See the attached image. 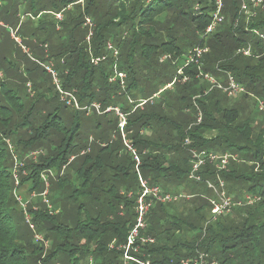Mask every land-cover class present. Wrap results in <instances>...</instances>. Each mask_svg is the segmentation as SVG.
Returning <instances> with one entry per match:
<instances>
[{
	"label": "trees",
	"instance_id": "trees-1",
	"mask_svg": "<svg viewBox=\"0 0 264 264\" xmlns=\"http://www.w3.org/2000/svg\"><path fill=\"white\" fill-rule=\"evenodd\" d=\"M222 2L223 21L207 35L206 30L216 13V0H0V23L3 24L0 28L9 30L10 36L15 34L19 43L11 40L52 83V88L40 85L43 96L28 105L21 104V97L10 89V84L15 82L0 84V264H50L60 252H65L62 248L48 250L43 243L36 242L35 230L30 228L17 197L18 190L27 186L30 196L43 198L46 185L41 175L50 171L54 175L49 178L51 191L54 185L62 187L71 182L70 171L71 177L79 176L84 182L82 190L77 189L76 193H86L87 189L94 195L107 191L113 195L109 202L112 212L107 220L100 214L80 224L86 240L71 246L70 264H92V259L96 263L98 259L101 264H125L124 251L119 247L127 243L136 224L135 196L128 195L138 192L139 182L136 162L125 146L119 127L120 118L115 111L107 112L108 109L118 108L126 116L124 134L141 160L139 168L143 177L168 193H171L167 190L170 184L167 188L161 184L173 178L172 175L180 179V182L174 178L173 181L176 186L187 189L190 198L181 200L192 201L187 211L195 213V217L200 218L204 208L211 216L209 200L214 193L205 181L218 184L219 178L225 181L230 197L241 199L245 192L261 198L257 208L238 207L237 211L253 209L264 213V127L257 132L254 118L255 110L261 112L259 103L264 105V56L260 57L264 42L255 34V31L264 33V8L248 22L247 16L241 13L242 0ZM86 18H91L95 25L90 42L87 41L88 30L83 28ZM109 42L119 52L117 64L106 50ZM249 46L251 56L238 53ZM198 48H207L208 52L188 63ZM103 57L106 59L99 64L92 63V58ZM181 58H184L182 67L170 77V66H176ZM45 64L58 73L61 88L73 95L80 110L61 100ZM10 65L11 70L18 68L16 64ZM142 70H151L154 79L162 78L165 82L158 89L151 86L146 91L140 81L145 76ZM117 72L126 74L123 86ZM29 74L30 71L26 75ZM218 75L226 76L228 81L226 85L218 81L220 86L228 87L232 78L245 92L230 98L206 79V76L216 79ZM177 85L181 88L178 96L164 99L167 103L161 101ZM168 86L171 89L166 88ZM251 94L255 106L249 116L245 115L247 106L243 100ZM232 99L239 102L230 104ZM51 100H57L54 110L40 117L39 123L36 111L44 104H52ZM186 103L188 106L182 109V104ZM94 104L100 106L101 114L91 108ZM70 107L72 114L68 112ZM89 114H94L96 121L85 128L82 122ZM65 115L71 118L69 124L63 119ZM213 132L217 136L208 138ZM9 138L18 150L22 147V153L27 148L40 152V163H32L31 176L22 178L18 186L11 170L13 158L6 143ZM186 139L191 141V147L186 146ZM193 148L237 155L239 162H231L225 171L208 165L201 173L204 182H192L189 180V150ZM119 151L126 153L131 172L124 163L109 158L116 157ZM82 152L85 154L80 155ZM105 153L106 159H103ZM179 155H182L181 165L175 163L176 159L171 160ZM72 156L77 157L69 165ZM255 164L261 168L260 173H255ZM103 168L108 173L116 168L118 174L106 179L94 176ZM202 187L207 191L202 192ZM204 196L209 200L203 199ZM167 206L156 205L147 219L144 235L153 237L156 243L143 245L137 252L131 250L132 256L151 264H181L200 251L219 264L232 261L264 264V219L256 225L252 222L260 217L251 214L253 217L246 218L243 227L232 235L229 232L235 230L227 228L225 216L220 217L205 228L192 226L190 234L177 241L185 220L158 221L159 214L168 216ZM41 207L38 211L29 210L33 223L47 232L60 230L58 227L64 224L54 221L55 226H52L48 222L57 220L55 205L48 200ZM42 237L50 243L47 234ZM112 243L114 248L110 247Z\"/></svg>",
	"mask_w": 264,
	"mask_h": 264
},
{
	"label": "rangeland",
	"instance_id": "rangeland-1",
	"mask_svg": "<svg viewBox=\"0 0 264 264\" xmlns=\"http://www.w3.org/2000/svg\"><path fill=\"white\" fill-rule=\"evenodd\" d=\"M0 26L3 27V24ZM25 28H26V26L24 27L23 31H25ZM15 38L16 37H15L14 33H12V35L10 36L9 30L5 31V30H2L0 28V84L5 83V82H7V83L15 82L16 84H14V83L10 84V89L15 90V93L21 97V99H22L21 104L28 105L30 102H32V103L36 102L37 100L41 99V97L43 96L44 91L40 90V85H42L43 87L47 86L48 88H52V83H51L50 78L47 74L43 73V71L41 69L37 68V66H35L32 62H30L26 59L24 53L11 40V39H13L16 41ZM16 42L19 43V39ZM27 43L28 44L31 43V40H27ZM113 46H114V44H113ZM25 52H27L26 49H25ZM34 56L37 57V59H41V56H39V54H35ZM111 56L115 59L113 54H111ZM262 56H264V52L262 55H260V57H262ZM5 57L8 59H6ZM118 58H119V56L117 57V59ZM183 62H184V58H181L178 61V64L176 66L167 65V66H170V71H171L170 77L171 76L174 77L177 70L180 67H182ZM12 63L16 64L17 65L16 67H18V68H16L15 70H11L10 64H12ZM46 65L47 64H45L44 66H46ZM51 68H52V66H51ZM17 69H19V70L17 71ZM29 71H30V74L26 75L27 72H29ZM142 72H144L143 74H145V76H142L140 81L143 84L142 86H145L144 89H146V91L151 86L158 89L159 87H161L162 82H165L164 79H162V78L154 79V75L152 74L151 70H147V71L142 70ZM144 77H146V79H144ZM215 81H217V82L219 81L218 83H222L225 85L228 82L226 76H224V75H218L216 77ZM180 91H181V88L177 85L172 91H169V93L165 94L161 98V101L166 102L164 99H167V98L175 99L176 96H178ZM251 95L243 100L244 106H247V109H245V115H249V116H250L249 112H251L253 110V107L255 106L254 105L255 104L254 96L253 95L251 96ZM49 96H51V94H49ZM51 99L53 100V98H51ZM9 101L12 102L11 100H9ZM236 102L238 103L239 101H237V99L230 100V104H234ZM55 104H57V100L52 101V104L51 103L50 104H44V107L39 108L38 111H36V113L38 114V118L46 117L49 113H51L54 110ZM260 104H262V103H259V108H260ZM187 106H188L187 103L182 104V109L187 107ZM68 112L70 114H72L73 108L70 107L68 109ZM184 112L193 117L192 114L188 113V110L184 109ZM261 112L263 113L264 111H261ZM261 112H258V110H255V112H254V118L257 119V122H255V124H256L255 130L257 132L259 131V129L264 127V114H262ZM93 115L94 114H89L88 117L87 116L85 117L86 118L85 121L82 122V124L84 125L85 128H90L92 123L94 121H96V117H93ZM167 116L171 117V115H169V113L167 114ZM109 117H111V116H109ZM252 117H253V115H252ZM41 118H40L39 123L41 122ZM63 119H64L66 124L70 123L71 118L69 116L65 115V116H63ZM169 132H170V130H169ZM118 133H119L118 134V136H119L121 133L119 131H118ZM216 136H217V133L213 132L211 135L208 136V138H213ZM113 137H115V134L113 135ZM6 143L9 147V150L11 151L10 154L12 155V158H13V162L11 164V166H12L11 170L13 172L12 174H13V178L15 180L16 186H18L20 184L22 178H26L27 176H31V169L29 167H32L31 166L32 163L38 164V163H40L41 159L39 158L40 157L39 155L31 157L32 154L37 153L36 150H35V152L31 151V150H34L31 148L25 149V152L22 153L23 152V151H21L22 147L18 150L11 138L7 139ZM46 146H48V144H46ZM225 147H227V146H225ZM210 149L213 150L212 147H210ZM229 150L232 151L234 149L229 147ZM215 151L216 150H214L212 152H215ZM114 156H116V157H113V156L110 157L109 156V158H111L115 162L118 160L120 163H124L127 171L131 172L132 166L129 163V161L127 160L125 152L119 151ZM180 157L182 158V155H179V157H172L171 160L174 161L176 159L175 163L178 165H181V164H179L180 163V160H179ZM103 159H106V153L104 154ZM246 165L251 166V165H253V163L252 164L246 163ZM76 167L77 166L74 167V170L76 169ZM254 168H255V173L261 172V168L259 167L258 164H255ZM53 172L56 174L58 173L57 171H53ZM109 172L110 173H108L106 171V169L103 168V169L95 172L94 176L101 175L103 179H106L109 175L118 174L116 168H114V170L110 169ZM68 173H69L68 175H69L71 182L66 184V185H63L62 187L54 185V186H52V191H51V186H50L51 181H50V179L48 180V185L46 186L47 188H46L45 192L42 194L43 198H47L44 200V202H43V198H41L39 196L35 195L36 197H34L33 194H31V196H30V194L26 191L27 186H25L24 188H21V190L19 189L18 193H17V197L19 198V201L22 204V207L24 208V211L26 213V219H27V217H29V220L27 219V222L29 223L30 228H31V226H33L35 233L37 235L46 236V234H47L51 238L50 244L48 246V250H50L52 247L57 248V249L62 248L63 250L65 249V252H60L59 255H57L55 257V259H53L50 262V264H70V259H72V258H71V255L68 254V252H70L72 250L71 246L76 245V244L80 245L83 242L82 239L86 240L83 237L84 235L82 236V234H81L82 229L80 227V224L84 223L88 218H96L100 214H102V218L104 220H107V217H110V214L112 212L111 210H109V202H111V197H113L112 194H108L109 192L107 191L108 193L107 192H101L99 195H97V194L94 195L92 193H88L89 190H87V189L85 190L86 193H76L77 189L82 190L84 182L79 176H72L71 177L70 171ZM131 175L133 176V171H132ZM172 177L175 179L176 182H180V179L175 178L173 175H172ZM173 178H169L170 180H167V182H163V184H161V186L167 188V184H170L168 189H167L171 192L170 194H173L176 196H182L183 195L182 197H186L185 199H187L188 198V195H187L188 193L186 192L187 189L184 188L182 185L180 187L176 186L174 181H173ZM186 182L187 181H185L184 183L186 184ZM187 183H189V182H187ZM45 185H46V183H45ZM189 185H193V184L189 183ZM123 190L124 189H121L120 191H123ZM40 191H42V190H40ZM201 191L206 192L207 188L202 187ZM47 195L49 197H47ZM251 196L252 195L245 194V192H244L243 199L251 197ZM252 197H256V199L258 198V202H256L255 204H253L251 206H246L244 208H248V207L252 208L253 207L255 209V208H257L258 204L261 203V198L258 195L252 196ZM203 199H206L208 201L209 197L204 196ZM243 199L242 198L238 199V197L234 198V200H236V201L243 200ZM48 200H49V202L51 201V203H53L55 205L54 212H56V216H57V220L52 219L51 221H48V222L52 226H55L53 224L54 221H56L58 224L67 225V226H64V225L61 226L60 225L58 228H60L61 231L60 230H51V231L47 232L45 230H41L38 226H36V224L33 223V217L29 213V210L31 208H34V211H38V210L42 209L41 204L42 203H44V204L48 203ZM172 205L173 206L169 205V206L165 207V209H166L165 211L168 214V216H165L164 214H159L158 215V221H164L165 219H167V221H170L172 219H177V220L181 219L180 221H182V219L185 220V223L181 226L182 234L178 236V239H176L177 241H182L183 239H185L186 238L185 236H188L190 234L189 231L192 230V226L196 227L198 229H201V228H205L209 224H212L213 222H215V221H212L211 216L209 215V210L207 208H204V210L202 212V216H200V218L195 217L196 216L195 213L187 211L190 208V206L192 205V201H190V200L185 201V202H182V200H181L177 204H172ZM235 209L232 211V213L230 215L225 216V218H224L225 223L227 225V228L232 227V229L235 230V231L229 232L232 235H235L236 232L239 231L237 229H241L243 227L242 222L246 218L253 217L251 214L255 215L256 217H260V219H257L255 222H252L256 225H259L261 223V221L264 219V213L259 214L256 211H253V209L251 211H247V209L244 210L243 208H241V210H244V211H237V209L236 210ZM209 219H210L211 223L209 222ZM69 229H72V232L69 233V231H68ZM58 231H60V233H58ZM33 235H34V232H33ZM96 260L98 263H96V261H94V259H92V264H101V262L98 259H96ZM81 264H82V262H81ZM86 264H88V263H86ZM231 264H246V263L245 262H239L238 263L237 261H232Z\"/></svg>",
	"mask_w": 264,
	"mask_h": 264
},
{
	"label": "built area",
	"instance_id": "built-area-1",
	"mask_svg": "<svg viewBox=\"0 0 264 264\" xmlns=\"http://www.w3.org/2000/svg\"><path fill=\"white\" fill-rule=\"evenodd\" d=\"M216 13L214 14L213 22L206 30V34H211L214 29L220 25L223 21L221 12L223 9V2L222 0H216ZM264 8V0H242V6H241V13L245 14L247 16V21L249 22L251 19L255 18L258 15V11L260 9ZM58 19H61V16H58ZM2 25V23H0ZM94 23L91 18H86L83 28L88 30V37L87 41L90 42L91 38L93 37V30H94ZM255 34L264 42V33L256 32ZM16 41H18L17 38H15ZM106 50L113 54L115 57V64L118 63L117 57L119 56L118 50L113 46L112 43H108L106 46ZM208 52V49H196L195 52L189 57L188 63H193L195 58H201L203 54H206ZM238 53L243 54L244 56H251V47L249 46L247 49H241L238 51ZM106 57L97 59L92 58V63L97 65L100 61L105 60ZM47 71L52 74L54 79V84L56 85L59 94L61 95V100L64 102L72 103L73 106H75L78 110H80V107L76 101V99L73 97V95L66 93L61 88V82L58 73L52 70L50 66H45ZM115 69H117V66H115ZM180 74H182V71H180ZM117 77L121 80V85H124V81L126 79V74L122 72H117ZM206 79L210 81V83L218 87L219 89H222L225 93L228 94L230 98H234L239 96L240 94L244 93L245 90L241 88L232 78H230L229 86L228 87H222L220 86L215 79H213L210 76H206ZM115 79H112L111 81H114ZM91 108L96 109L97 112L100 113V106L97 104L92 105ZM90 108V109H91ZM89 109V110H90ZM260 110L264 111L263 104H260ZM115 111V113L120 118V130L123 134L124 143L127 147L128 151L132 154L134 161L136 162V173L138 176V182H139V190L137 193L130 192L129 197H134L136 200V224L132 231L130 232V235L127 239V243L121 245L119 249L124 251V259L125 264L135 263V264H151L150 261H141L140 259L136 258L135 256H132L130 254L131 250H134L135 252L139 251L140 247L143 245H153L156 243V240L151 237L144 235V232L146 231L148 224L147 219L148 216L153 208H155L156 205H170L177 203L179 200H181L182 196H176L173 194H170L166 191H164L160 186L153 185L150 180L143 177V175L140 172L139 166L141 165V160L139 156L137 155L135 149L132 146V143L126 139V136L124 134V129L127 124V118L124 114L120 112L118 108L116 109H108L107 112ZM90 112V111H89ZM101 114V113H100ZM201 121V117L199 118L198 122ZM186 146L191 147V141L189 139H186L185 142ZM191 154V171L189 174V180L192 182L197 183H203V177H202V171L204 168H206L208 165L214 166L218 171H225L228 169L231 162H239L237 155H231L229 153L226 154H218L214 152H208V151H199L198 149H190ZM85 152H82L80 155H84ZM40 155V152L34 153L31 155L38 156ZM77 156H72L69 159L68 164L70 165L75 161ZM66 167H64L63 170H65ZM50 176H54L52 172L43 173L41 175L42 179L46 183V186L48 185V180ZM205 184L209 190H211L214 193V197L209 200L210 206H211V219L213 221H216L220 217L228 216L232 213V211L235 208L238 207H245V206H251L258 202V198L256 197H248L245 198L243 201H235L232 199L226 191V183L222 179H218V184L213 183L212 181H205ZM47 188V187H46ZM186 198V197H185ZM188 197L187 199H189ZM123 215V214H122ZM29 220V217H27ZM31 228L34 230V227L31 226ZM36 242L43 243L46 246V249H48L49 242L45 241L44 238L40 235L35 236ZM111 248H114V243L110 246ZM181 264H219L218 261L211 259V257L204 253L197 251L196 255L193 258H188L183 261H181Z\"/></svg>",
	"mask_w": 264,
	"mask_h": 264
},
{
	"label": "crops",
	"instance_id": "crops-1",
	"mask_svg": "<svg viewBox=\"0 0 264 264\" xmlns=\"http://www.w3.org/2000/svg\"><path fill=\"white\" fill-rule=\"evenodd\" d=\"M180 73V72H179ZM166 88H170L171 89V87L170 86H168V87H166ZM166 88H164V89H166ZM215 153H217V152H215ZM218 154H221V153H218ZM232 197V196H231ZM233 198V197H232ZM234 199V198H233ZM242 199H243V197H242ZM244 200V199H243ZM243 200H239V201H243ZM236 201V200H235Z\"/></svg>",
	"mask_w": 264,
	"mask_h": 264
}]
</instances>
